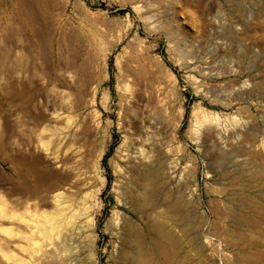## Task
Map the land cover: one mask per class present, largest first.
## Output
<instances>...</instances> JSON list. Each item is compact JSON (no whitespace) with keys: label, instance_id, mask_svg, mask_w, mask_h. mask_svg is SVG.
<instances>
[{"label":"rangeland","instance_id":"rangeland-1","mask_svg":"<svg viewBox=\"0 0 264 264\" xmlns=\"http://www.w3.org/2000/svg\"><path fill=\"white\" fill-rule=\"evenodd\" d=\"M145 257L264 264V0H0V264Z\"/></svg>","mask_w":264,"mask_h":264},{"label":"bare ground","instance_id":"bare-ground-1","mask_svg":"<svg viewBox=\"0 0 264 264\" xmlns=\"http://www.w3.org/2000/svg\"><path fill=\"white\" fill-rule=\"evenodd\" d=\"M67 175V174H66ZM67 180V179H66ZM62 193L63 192H61V193H56V194H53L51 197L53 198V201H54V203H55V205H57L58 207H59V209L60 210H62L63 208H66V207H68V206H70L71 205V203H70V200H68V198H67V194H66V196L65 197H62ZM89 194V193H88ZM87 193H84L83 194V199L82 200H80L81 201V203H82V206H81V210L83 211V212H81L82 214H85V216H87L88 217V209H89V206H88V204H87V201H88V197H89V195H88ZM69 196V195H68ZM70 198V197H69ZM15 199V198H14ZM72 200H74V197H72L71 198ZM80 201L78 202L79 204H81L80 203ZM69 203H70V205H69ZM79 206V205H78ZM79 206V207H80ZM77 209H75V211H76ZM77 211H80V210H77ZM80 213V214H81ZM73 214H74V212H73ZM71 217V216H70ZM87 219V221L89 220V218H86ZM146 258V259H145ZM144 259H142V261L143 260H145V262L143 261H141V263H143V264H152V263H150L151 261H149L148 260V258L149 257H145ZM151 259V258H150ZM147 261V262H146ZM149 261V262H148ZM140 263V264H141ZM154 264V263H153Z\"/></svg>","mask_w":264,"mask_h":264}]
</instances>
